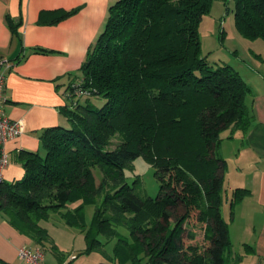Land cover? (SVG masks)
Listing matches in <instances>:
<instances>
[{
    "label": "trees",
    "instance_id": "16d2710c",
    "mask_svg": "<svg viewBox=\"0 0 264 264\" xmlns=\"http://www.w3.org/2000/svg\"><path fill=\"white\" fill-rule=\"evenodd\" d=\"M233 2L238 33L264 39V0ZM211 3L114 0L108 6L82 76L73 81L85 94L75 97L73 82L66 89L60 111L68 126L45 129L41 150L25 153L23 176L0 181V213L9 224L41 247L48 234L40 221L80 200L72 210L78 220L68 211L62 216L85 232L86 253L104 246L94 231L116 238L119 264L240 260L221 214L226 161L218 146L223 130L246 132L254 114L247 102L251 89L238 70L214 66L202 54L199 21ZM94 96L103 105L92 107ZM115 133L121 138L111 148ZM138 156L155 168V197L139 195L126 180L124 169ZM245 193L234 189L231 215ZM88 203L95 210L86 229L79 214ZM106 256L104 264H114Z\"/></svg>",
    "mask_w": 264,
    "mask_h": 264
},
{
    "label": "crops",
    "instance_id": "0c3cea01",
    "mask_svg": "<svg viewBox=\"0 0 264 264\" xmlns=\"http://www.w3.org/2000/svg\"><path fill=\"white\" fill-rule=\"evenodd\" d=\"M110 4L111 0H0V60L14 61L5 69L3 113L25 123V131L0 146L9 156L4 181L23 176L25 153L41 150L45 129L65 125L60 107L66 103V89L82 76L81 64L105 26ZM250 81L247 102L254 114L252 123L246 132L236 130L230 136L227 130L218 146L226 161L221 214L232 251L240 255L236 264H264V77ZM236 188L246 193L231 215ZM223 205L228 206L226 214ZM22 245L40 246L0 213V264H28L18 256ZM95 252L86 255L91 261L78 264L108 263Z\"/></svg>",
    "mask_w": 264,
    "mask_h": 264
},
{
    "label": "rangeland",
    "instance_id": "374dc122",
    "mask_svg": "<svg viewBox=\"0 0 264 264\" xmlns=\"http://www.w3.org/2000/svg\"><path fill=\"white\" fill-rule=\"evenodd\" d=\"M112 2L114 1L111 0ZM233 7V0H212L208 12L203 14L199 21L201 50L212 65L228 64L233 66L251 87L252 77H264V39L260 37L248 39L238 33L235 27ZM89 102L92 107H100L104 103L99 96L90 97ZM64 126H68L67 118ZM226 132L227 129L223 130L220 136H224ZM119 134L115 133L110 137L109 147L112 148L119 143L121 138ZM131 165V168L124 169L127 182L135 187V192L139 195L155 197L159 192V180L155 175V168L142 156L133 159ZM95 175L98 182L100 179L98 170H95ZM79 202L80 200L69 202L68 207L57 212H50L46 220L40 221V225L48 234V240L41 245L45 263L56 264L59 259L64 258L61 263L78 264L84 260L91 261L93 259L89 257L90 254L86 256L88 254L86 253L85 232L76 226L65 224L62 216L64 212L68 211L71 218L78 220V217L72 214V210ZM224 209L226 214L228 206H225L223 211ZM94 210L95 205L88 203L83 206L82 214H79L86 229L91 225ZM91 234L104 244L101 250L95 252L98 257L107 258V253L114 259V264H119L118 260L114 258L113 247L116 238L103 239L94 231Z\"/></svg>",
    "mask_w": 264,
    "mask_h": 264
},
{
    "label": "built area",
    "instance_id": "2783aa9c",
    "mask_svg": "<svg viewBox=\"0 0 264 264\" xmlns=\"http://www.w3.org/2000/svg\"><path fill=\"white\" fill-rule=\"evenodd\" d=\"M11 61V63H10ZM0 60V146L8 139H12L25 131V123L22 119H11L3 113V103L5 100V69L9 68L12 60ZM76 96L85 94V91L79 87V83L73 82L69 85ZM69 92V90H68ZM9 163V156L3 148H0V181L3 179V168ZM18 256L28 264H46L44 262V253L41 247L30 248L22 245L18 248ZM65 264V263H59Z\"/></svg>",
    "mask_w": 264,
    "mask_h": 264
}]
</instances>
